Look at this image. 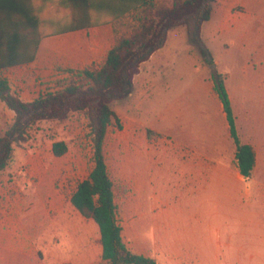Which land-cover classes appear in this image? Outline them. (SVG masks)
<instances>
[{"label":"rangeland","instance_id":"1","mask_svg":"<svg viewBox=\"0 0 264 264\" xmlns=\"http://www.w3.org/2000/svg\"><path fill=\"white\" fill-rule=\"evenodd\" d=\"M250 1L258 14L231 34L220 31L216 19L219 14L205 23L204 45L213 51L215 66L207 64L199 49L191 42L189 30L193 28V23L184 22L169 31L166 48L144 65L136 78L132 96L112 104L123 128L114 127L107 143L108 165L115 183L120 222L126 227L132 220L126 219L124 215V172L130 158H133L129 151L132 137L137 146L150 148L154 152L162 149L181 151L192 146L204 150L206 156L210 157V170L207 169L208 161L203 168L202 161L191 162L187 154L174 158L171 168L164 167V172L171 170L176 175L183 176L187 171L189 187L194 185L198 189L200 186L209 185L213 196H230L235 195L236 184L242 185L244 201L238 200L229 205L228 210L226 209L227 215L220 221L224 240L235 251L231 254L225 250L219 256L231 258V264H264V199H251L252 195L264 196V149L259 153V163L253 179L242 177L236 160L237 148L230 135L224 106L214 91L215 78L222 74L234 104V114L240 120L242 139L245 143L250 142L252 135L249 125L252 120L262 118L264 106H247L244 102L253 95L264 98V84L260 91L256 89L243 92L241 88L243 85L251 87L257 79L264 83V62L255 66L256 49L246 46L242 50L239 38L244 34L252 39L256 37L259 42L261 40L264 48V0ZM172 5L173 0L156 1L157 7ZM217 6L213 4V10H218ZM235 11L244 12L240 7ZM146 13L140 10L118 22L117 39L131 35L137 25L136 20ZM211 35H215L216 42H210ZM109 41L113 43L111 39ZM255 45L257 46V40ZM100 46L101 44L94 42L85 43L80 46L74 59L66 61L58 56L51 60L40 59L32 72L26 73L20 82L26 86L29 94L38 93V98L60 91L71 83L85 84L82 72L98 71L102 67L103 55H99ZM241 51L246 55H241ZM253 74L259 75V78L255 76L254 80ZM35 88L38 92L31 90ZM11 121L9 112L2 111L1 135L5 134ZM90 126L91 121L85 112L74 113L66 121L36 124L30 131V143L24 149H17L9 168L0 176V208L6 202L7 196H20L19 209L25 218L21 229L16 231V236L35 249L36 264H79L75 251L71 248L80 220L83 221L85 233L91 235L92 252L95 253L92 260L84 264H108L103 260V255L97 256V248L101 244L99 231L98 241L94 237V227L97 225L83 217L71 201L79 184L90 176L95 166V145ZM62 141L68 145L69 151L63 157H56L53 146ZM50 167L61 169V175L57 178L49 175L47 170ZM69 168L74 174L64 182ZM142 168L145 178L148 177L149 167L145 161ZM225 180L228 186L221 187L220 184ZM217 203H211V212L208 210V214L216 215L217 210L219 211ZM188 207L185 206L186 209ZM137 209L140 210L139 204ZM59 212L67 216L66 231L58 232L53 226ZM47 217L52 220V231L44 229ZM158 232L159 237L172 239L164 225ZM130 234L129 231L128 236ZM135 237L138 241L139 236ZM141 244L138 241L137 247L140 248ZM170 244L172 245L167 247L169 251L178 247L174 242ZM190 246L195 249L196 258L192 261L194 264H227L222 260L218 261L217 254L211 252L207 245L196 242ZM171 259L170 253H167L155 260L160 264L187 262Z\"/></svg>","mask_w":264,"mask_h":264},{"label":"crops","instance_id":"2","mask_svg":"<svg viewBox=\"0 0 264 264\" xmlns=\"http://www.w3.org/2000/svg\"><path fill=\"white\" fill-rule=\"evenodd\" d=\"M74 1L75 3L72 4L69 3L68 0H8L0 4V28L8 32L7 36L11 44L10 49L0 47V56L8 58H36L31 64L0 70V79H6L10 84L12 93L18 96L23 102L30 103L38 98V93L35 95L29 94L26 86H23L20 81L26 73L32 72V69L38 65L40 59L51 60L57 56L64 58L65 61L70 58L74 59L81 45L84 46L85 43L94 42L101 44L99 47V55H103V60H101V65L103 66L109 52L116 45L118 23L100 24L98 23L99 18L97 14L94 13L87 4L83 3L81 0ZM215 5H218L217 7L219 9L217 10L216 8V10H213L212 18H215V16L219 14L216 18L220 25L219 29L226 34L237 31L240 27L245 25V22L258 14V11L251 6L252 3L250 0H219ZM239 7L242 8L244 12H236V8ZM204 25L202 27L203 43ZM76 26L92 27L89 30L57 33L58 35L51 36V32L55 30ZM45 33L50 34V36H45ZM255 38L252 39L248 34H244L239 38V43L242 50L243 47L246 46L256 49L254 50L257 55V64L255 66H260L261 62H264V48L261 44V40L259 42L258 38H256L257 46L255 45ZM110 39L113 43H110ZM209 40L212 43L217 41L215 35H211ZM38 41L40 42V46L37 55H34V44ZM167 44L168 40L166 45ZM166 45L157 51L148 62L142 65L141 71L144 65L152 61L158 53L166 48ZM209 50L213 55V51L211 49ZM240 54L243 56L246 55L243 51H241ZM139 75L135 77V87L136 78ZM252 76L254 80H256L255 76L259 78L257 74H253ZM257 80L256 82L254 81L251 87L243 85L241 90L243 92H247L248 90L255 91L256 89L259 91L262 90L261 85L264 83H262L261 80ZM31 90L38 92L36 88ZM260 98L259 96L253 95L252 98L247 97V101L244 103H246L245 105L247 106L255 104L258 106L262 104L264 106V98ZM4 110L8 111L11 115L12 124L16 114L0 100V114ZM235 117L239 136L242 142L245 143L240 134V120L237 118L236 114ZM261 117L262 118L258 120H252L249 125L252 139L245 144L253 146L257 156V163L252 178H246L247 180L253 179L259 163V153L261 149H264V115ZM208 121L210 122V118H208ZM183 123H185V121ZM187 126L190 127L189 124ZM131 139L129 151L133 155V158H130L124 172V187L126 191L124 199L126 210L124 215L126 219L132 221H130L129 225L126 227L125 224L123 226L120 222V216L118 217L123 228V239L128 248L137 255H144L156 260L170 253L171 260L178 259L187 261L182 264H194L192 261L196 258L195 249H191L190 244L198 242L199 244L209 246L210 251L217 254L218 261L222 260L224 261L223 263L226 262L227 264L233 263L231 258L226 259L220 258L219 256V254L226 252L225 250L231 254L235 251L232 245L224 240L220 221L222 217L227 215L226 209L228 210L229 205L238 200L244 201L242 185L236 184V193L230 196L222 194L213 196L209 189V185L208 187L206 185L200 186L198 189H196L194 185L189 187L186 179L187 171L183 176L176 175L171 170L164 172V167L171 168L173 165L172 162H175L174 158L187 154L190 156L188 160L191 162L202 161L203 168H205L204 165L206 161H208L207 169L210 170V157L206 156L204 150L192 146L187 148V150L181 149V151L176 149L171 152L162 149L160 152H157V150L154 152L150 148L137 146L134 137ZM107 154L108 152L106 150V155ZM143 161H145L149 167L147 173L148 177L146 178L142 168ZM61 171L62 170L59 168L50 167L47 173L57 178L61 175ZM73 174V170L69 168L65 175L64 182L72 177ZM239 174L244 177L240 173V170ZM24 181H26V178ZM220 186L227 187V180H225L223 184L221 183ZM145 188L147 189L146 191ZM19 198V195L13 197L7 196L6 202L0 208V264H36L37 261L35 249L33 247L31 248L28 242L20 241L16 236V231L21 229L25 218V216L20 213ZM25 198L28 199L27 197H23V199ZM253 198L264 199V196L252 195L251 199ZM213 202H218L219 211L217 210L216 215L207 213L208 210L211 212V203ZM138 204L140 205V210L137 209ZM186 205L189 206L187 209L185 208ZM188 209L189 211H187ZM185 216H187V218H185ZM55 219L53 226L58 232L68 229L67 216L65 214L59 212ZM88 220L94 221L91 219ZM78 223L79 225L75 230L76 234L71 250L73 249L75 251V256L79 264H84L90 262V260H92L91 257H93L95 253H93L94 251L92 252L91 235L85 233L83 221L80 220ZM94 223L97 225L95 221ZM163 225L170 232L169 235L172 239L159 237L158 231ZM51 228L52 220L50 217H47L44 229L52 231ZM94 231L95 240L98 241V231L101 234L98 225L94 227ZM129 231L131 232L130 236H128ZM132 235L134 238H132ZM137 235L139 236L138 241L142 243V247L140 246V248L137 247L138 241L135 237ZM172 242L177 244L178 247L171 248L169 251L167 247L172 245L170 244ZM98 255H103L102 238L101 244L99 243V248H97V256ZM158 264L160 263L158 262Z\"/></svg>","mask_w":264,"mask_h":264},{"label":"trees","instance_id":"3","mask_svg":"<svg viewBox=\"0 0 264 264\" xmlns=\"http://www.w3.org/2000/svg\"><path fill=\"white\" fill-rule=\"evenodd\" d=\"M8 0H0V4ZM75 3L74 0H68ZM97 14L100 24H115L137 11L147 12L138 20L134 32L117 39L107 60L98 71L82 72L85 84L71 83L55 93L42 95L33 102H23L12 93L9 82L0 79V100L16 116L4 135L0 134V176L13 161L18 148L24 149L31 141L30 131L40 122L69 120L77 112H85L91 121L95 145V166L90 176L81 182L72 197V205L86 219L94 220L100 228L103 260L108 264H158L144 255L133 253L123 239V228L119 222L115 183L107 163V141L114 127L122 129L120 118L112 104L129 98L134 91L135 77L143 64L162 49L168 40V32L184 22L193 23L189 30L191 42L199 49L204 61L214 65L213 55L205 47L202 27L212 18L213 4L219 0H173L172 7H157V0H81ZM149 11V12H148ZM92 26L60 28L51 32L89 30ZM98 27V26H94ZM8 32L0 28V47L11 48ZM45 36L50 34L45 33ZM40 42L34 44L37 55ZM35 57L8 58L0 56V70L31 64ZM214 91L219 96L230 127L237 152L240 173L252 178L257 163L253 146L242 142L236 124L233 104L222 74L217 75ZM69 151L65 142H56L53 153L65 156Z\"/></svg>","mask_w":264,"mask_h":264}]
</instances>
